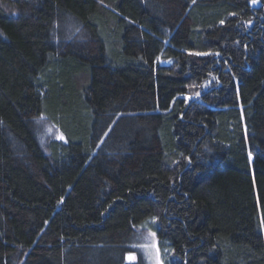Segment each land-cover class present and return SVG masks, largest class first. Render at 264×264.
Listing matches in <instances>:
<instances>
[{"label":"trees","instance_id":"1","mask_svg":"<svg viewBox=\"0 0 264 264\" xmlns=\"http://www.w3.org/2000/svg\"><path fill=\"white\" fill-rule=\"evenodd\" d=\"M153 237L264 264V0H0V264Z\"/></svg>","mask_w":264,"mask_h":264},{"label":"rangeland","instance_id":"2","mask_svg":"<svg viewBox=\"0 0 264 264\" xmlns=\"http://www.w3.org/2000/svg\"><path fill=\"white\" fill-rule=\"evenodd\" d=\"M157 244H158L157 240L153 237V241H151V245H146L145 247H143L146 252L145 260L147 264H155L154 260L156 261V264H163L162 259L164 255L157 249ZM152 247H154L156 251H152Z\"/></svg>","mask_w":264,"mask_h":264},{"label":"snow or ice","instance_id":"3","mask_svg":"<svg viewBox=\"0 0 264 264\" xmlns=\"http://www.w3.org/2000/svg\"><path fill=\"white\" fill-rule=\"evenodd\" d=\"M251 2H252L253 4H255V3L258 2V0H251ZM221 23H223V21H222ZM130 259H132V257H130Z\"/></svg>","mask_w":264,"mask_h":264}]
</instances>
